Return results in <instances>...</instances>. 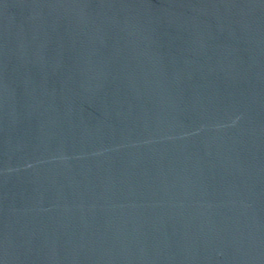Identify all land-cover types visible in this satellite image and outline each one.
<instances>
[{"label":"water","instance_id":"obj_1","mask_svg":"<svg viewBox=\"0 0 264 264\" xmlns=\"http://www.w3.org/2000/svg\"><path fill=\"white\" fill-rule=\"evenodd\" d=\"M0 264H264V1L0 0Z\"/></svg>","mask_w":264,"mask_h":264}]
</instances>
